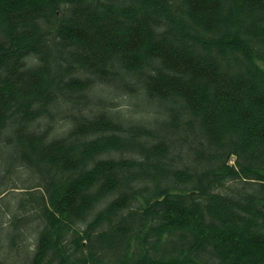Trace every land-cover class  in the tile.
I'll list each match as a JSON object with an SVG mask.
<instances>
[{
  "label": "trees",
  "instance_id": "obj_1",
  "mask_svg": "<svg viewBox=\"0 0 264 264\" xmlns=\"http://www.w3.org/2000/svg\"><path fill=\"white\" fill-rule=\"evenodd\" d=\"M261 63L264 0H0V148L37 175L0 191V264L8 239L26 264H264Z\"/></svg>",
  "mask_w": 264,
  "mask_h": 264
},
{
  "label": "rangeland",
  "instance_id": "obj_2",
  "mask_svg": "<svg viewBox=\"0 0 264 264\" xmlns=\"http://www.w3.org/2000/svg\"><path fill=\"white\" fill-rule=\"evenodd\" d=\"M261 65L264 67V63H261ZM17 153L21 151V147H17ZM14 146H2L0 149V174H2V171H4V168H6V166H10L13 170V175L9 174L10 176H13V180H11V178H7V177H0V191L2 189H4L5 187L8 186V188L11 187V183L12 182H17V184L20 185V187H28L30 185H33V183L37 180V175L30 170L29 168H22L20 166L19 161L12 159L13 154H15V148ZM234 159H232L231 162H233ZM15 184V183H14ZM21 190H17L14 191L15 193H11L9 192L7 196H4L2 198V203L8 207V209H12L22 197H25L22 193L25 192H19ZM16 195H19L18 197ZM15 200V201H14ZM1 205V203H0ZM4 208L0 207V220L3 218V210ZM5 232H10L9 229H4L3 231H1L0 233H2V235ZM22 236V235H21ZM21 236H15L17 238L21 239ZM11 243V239H8V243H7V250L6 252H8L10 249L12 251H10L7 254V259L9 262H13L15 264H26L27 260H29V257L31 255V252L29 251L28 247L26 244H21L19 247L16 248H11L12 246L10 245ZM9 244V245H8ZM35 242L33 240H30V244L29 247L30 249H34L35 248ZM10 264V263H9ZM12 264V263H11Z\"/></svg>",
  "mask_w": 264,
  "mask_h": 264
}]
</instances>
